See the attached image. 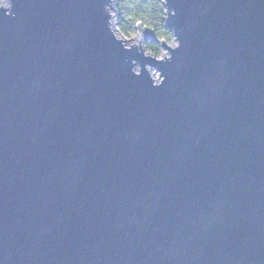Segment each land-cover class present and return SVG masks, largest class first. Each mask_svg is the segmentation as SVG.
I'll return each mask as SVG.
<instances>
[{
    "label": "water",
    "instance_id": "95a60500",
    "mask_svg": "<svg viewBox=\"0 0 264 264\" xmlns=\"http://www.w3.org/2000/svg\"><path fill=\"white\" fill-rule=\"evenodd\" d=\"M5 1L0 264H264V0Z\"/></svg>",
    "mask_w": 264,
    "mask_h": 264
},
{
    "label": "trees",
    "instance_id": "16d2710c",
    "mask_svg": "<svg viewBox=\"0 0 264 264\" xmlns=\"http://www.w3.org/2000/svg\"><path fill=\"white\" fill-rule=\"evenodd\" d=\"M114 20L118 33L131 38L136 34V27L152 31L158 40L171 43L173 37L166 28L163 0H114ZM146 53L160 56V47L149 38L144 42Z\"/></svg>",
    "mask_w": 264,
    "mask_h": 264
},
{
    "label": "rangeland",
    "instance_id": "374dc122",
    "mask_svg": "<svg viewBox=\"0 0 264 264\" xmlns=\"http://www.w3.org/2000/svg\"><path fill=\"white\" fill-rule=\"evenodd\" d=\"M113 4H114V0H113ZM6 5V1L5 0H0V6H5ZM113 17H112V20H111V28H112V31L113 33L115 34V36L118 38V39H121V40H128L127 41V45L128 46H131V45H134L135 42H137V40H131V39H136L140 36V33L138 31H136V34L131 37V38H127V37H122L118 31H117V28H116V23H115V20H114V12L111 11ZM171 46H174L175 45V42L172 41L171 43H169ZM167 52L163 49H160V56L157 57V58H164V57H167ZM150 74L152 75V77L157 81L158 80V73L155 71V70H151L150 71Z\"/></svg>",
    "mask_w": 264,
    "mask_h": 264
}]
</instances>
